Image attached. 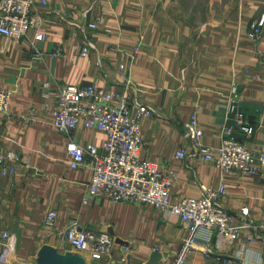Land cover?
I'll list each match as a JSON object with an SVG mask.
<instances>
[{
    "label": "crops",
    "instance_id": "0c3cea01",
    "mask_svg": "<svg viewBox=\"0 0 264 264\" xmlns=\"http://www.w3.org/2000/svg\"><path fill=\"white\" fill-rule=\"evenodd\" d=\"M41 1L35 0L47 38L38 45L46 53L61 46L60 55L34 63L35 30L21 40L0 35V86L13 92V114L35 110L37 118L28 123L0 113V152L15 150L30 162L13 178L0 175V239L4 232L14 238L8 264H97L88 251L76 250L63 239L71 222L112 235L116 264L123 255L125 264H160L177 256L187 236L178 217L165 218L152 206L103 197L83 202L93 170L70 167L69 136L55 129L44 109L40 87L45 81L96 82L121 89L126 77L145 91L143 101L153 111L142 124V155L178 173L173 200L201 197L202 184L216 188L224 182L227 192L219 205L233 223L254 225L242 231L231 252L246 246L247 260L264 264V179L237 171L223 176L196 156L184 135L186 122L197 110L204 144L221 143L226 100L237 73L240 105L254 131L248 137L237 129L236 136L249 150H264V80L255 79L264 75V36L259 42L247 36L251 21L264 10V0H45V7ZM97 16L102 19L98 28L89 29ZM141 33V47L129 63ZM85 44L91 52L81 57L78 48ZM106 135L79 126L71 138L101 146ZM181 148L187 149L184 160L176 159ZM243 209L248 210L246 217ZM49 211L59 214L52 226L44 222ZM248 235L256 236L255 241L246 243ZM241 263L239 257L192 254L188 264Z\"/></svg>",
    "mask_w": 264,
    "mask_h": 264
},
{
    "label": "built area",
    "instance_id": "2783aa9c",
    "mask_svg": "<svg viewBox=\"0 0 264 264\" xmlns=\"http://www.w3.org/2000/svg\"><path fill=\"white\" fill-rule=\"evenodd\" d=\"M43 7L47 1H41ZM43 14L37 10L35 0H0V35L7 39L21 40L35 30L37 39L32 41L31 59L34 63L44 61L49 56L62 53V47L46 53L40 49L38 42L47 38L43 31ZM101 17L97 16L88 24V28L96 30ZM252 42L261 41L264 36V10L251 21L247 32ZM144 34H140L139 43L134 52L129 54V63L135 61L141 47ZM81 57L89 55L90 47L82 45L78 48ZM125 68V65H121ZM250 69L243 68L245 73ZM237 73L231 83L227 96L225 122L221 126L222 140L216 147L204 144V130L200 125L198 111L191 113L184 126V135L194 148L198 158L211 162L224 176L237 171L244 176H258L264 179V150H249L236 136L240 129L248 137L253 133L239 101ZM255 79L264 80V75L256 74ZM42 96L46 99L45 112L51 117L55 129L69 136L67 151L70 156V167L80 169L89 167L93 176L88 184V197H103L114 203L131 205H149L159 209L165 218L178 217L186 235L177 256L171 260H163L160 264H188L192 254L202 258L236 257L241 264H252L247 260L246 246L238 248L234 253L232 247L240 238L244 229L253 228L249 222L232 221L230 213L221 207L219 200L226 194L227 185L222 182L211 188L201 185V197H185L179 201L172 198V189L178 178L174 169L163 170L159 164L142 155L144 120L152 117V109L143 101L145 91L130 77L125 78L121 89L106 88L93 82L87 85H66L45 81L41 85ZM13 92L0 86V113L7 117L32 123L37 120L35 110L14 113L11 110ZM83 126L104 132L106 139L101 146L80 144L72 139L73 132ZM187 149L181 148L176 159L184 160ZM29 167V160L15 150L0 152V175L15 177L21 167ZM56 211H49L44 216L48 226L55 224ZM248 210L243 209L246 217ZM62 237L76 250L88 251L97 264H116L114 237L107 232H91L82 228L77 222H71L62 233ZM256 236L248 235L247 242H254ZM14 238L4 232L0 239V264H8L13 253ZM127 262L123 255L120 264Z\"/></svg>",
    "mask_w": 264,
    "mask_h": 264
},
{
    "label": "water",
    "instance_id": "95a60500",
    "mask_svg": "<svg viewBox=\"0 0 264 264\" xmlns=\"http://www.w3.org/2000/svg\"><path fill=\"white\" fill-rule=\"evenodd\" d=\"M69 264H85V263L81 260H73Z\"/></svg>",
    "mask_w": 264,
    "mask_h": 264
},
{
    "label": "rangeland",
    "instance_id": "374dc122",
    "mask_svg": "<svg viewBox=\"0 0 264 264\" xmlns=\"http://www.w3.org/2000/svg\"><path fill=\"white\" fill-rule=\"evenodd\" d=\"M133 263H136V264H137V263H138V261H137V262H136V261H134Z\"/></svg>",
    "mask_w": 264,
    "mask_h": 264
}]
</instances>
